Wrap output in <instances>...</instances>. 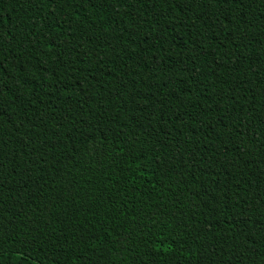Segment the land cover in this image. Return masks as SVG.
I'll use <instances>...</instances> for the list:
<instances>
[{
    "label": "trees",
    "instance_id": "trees-1",
    "mask_svg": "<svg viewBox=\"0 0 264 264\" xmlns=\"http://www.w3.org/2000/svg\"><path fill=\"white\" fill-rule=\"evenodd\" d=\"M0 264H264V0H0Z\"/></svg>",
    "mask_w": 264,
    "mask_h": 264
}]
</instances>
